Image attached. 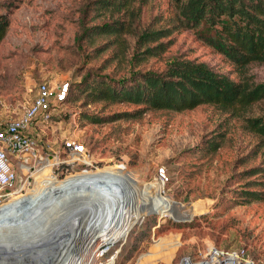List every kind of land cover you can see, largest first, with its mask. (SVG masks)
Returning a JSON list of instances; mask_svg holds the SVG:
<instances>
[{"label":"rangeland","instance_id":"obj_1","mask_svg":"<svg viewBox=\"0 0 264 264\" xmlns=\"http://www.w3.org/2000/svg\"><path fill=\"white\" fill-rule=\"evenodd\" d=\"M90 1L0 0V14L9 19L0 42V108L10 103L18 111L33 100L43 80L53 92L52 118L38 136L39 161L29 172L17 168L16 191L0 197V210H8L36 195L33 213L19 223L5 222L10 227L0 221V246L12 244L3 243L4 236H11L12 242L37 237L44 243L57 227L56 235L62 230L58 239L68 238L67 232L75 229L74 239L66 255L49 264H60L66 257L65 264L74 256L82 260L80 264H99L110 257L111 264H174L209 245L244 247L254 264H264V200L245 204L241 194L245 183L258 177L244 176L243 171L257 165L261 156H254L256 138L242 129L240 119L212 105L182 112L147 111L133 118L124 114L136 105H87L77 99V85L87 72L111 79L128 77L123 63L106 61L114 46L97 54L86 43H75ZM172 7L170 0H148L142 7L141 25L169 24ZM93 15L92 10L87 13V26L103 21L93 20ZM125 37L133 46V39ZM170 39L164 54L136 69L158 71L170 56L181 55L207 62L238 80L234 67L192 30L175 31ZM105 41L97 38L94 45ZM245 74L264 82V63L250 64ZM249 114H264V101L254 104ZM84 115L100 121L91 122ZM66 139L85 145L87 163L73 161L63 148ZM211 143H218V148L213 151ZM62 159L70 161L63 175ZM161 167L168 176L164 185L156 177ZM114 184L123 185L109 188ZM4 193L0 188V196ZM152 206L163 208L164 214L148 211ZM118 207L140 215L130 222L126 218V223L134 222L130 230L110 242L104 228ZM18 247L0 255V264L43 263L39 258L23 262L33 248ZM101 249L107 251L100 255Z\"/></svg>","mask_w":264,"mask_h":264},{"label":"trees","instance_id":"obj_2","mask_svg":"<svg viewBox=\"0 0 264 264\" xmlns=\"http://www.w3.org/2000/svg\"><path fill=\"white\" fill-rule=\"evenodd\" d=\"M147 1L92 0L87 4L75 43L84 42L97 54L114 46L106 61L123 63L128 77L111 79L87 72L77 85V99H83L87 105L96 102L136 105L137 109L124 114L133 118L147 111L182 112L200 105H212L237 117L242 129L256 138L254 156H261L257 165L242 173L258 176L245 183L241 191L243 203L264 200V114H249L254 104L264 101V82L245 74L250 64L264 63V0H170L173 16L169 24L159 28L140 23ZM90 10L94 12L93 20L103 21L87 26L84 19ZM8 26L7 14H0V42ZM183 29L192 30L198 40L230 63L238 80L207 62L181 55L170 56L158 71L136 69L147 59L164 54L172 42L170 36ZM125 35L133 39V46ZM101 37L106 41L95 46V40ZM84 117L91 122L100 121L93 115ZM211 145L213 151L219 146ZM64 167L67 165H61V175Z\"/></svg>","mask_w":264,"mask_h":264},{"label":"built area","instance_id":"obj_3","mask_svg":"<svg viewBox=\"0 0 264 264\" xmlns=\"http://www.w3.org/2000/svg\"><path fill=\"white\" fill-rule=\"evenodd\" d=\"M53 92L49 83L41 81L37 86V93L18 115L5 124L0 122V188L5 193L0 197L5 199L16 191L17 168L26 172L31 171L33 165L39 161V141L27 134V129L34 123H48L52 118L50 99ZM63 148L68 151L73 161L86 162V148L81 142L66 139ZM68 159H62V164H69ZM58 162L53 163L56 165ZM157 180L164 185L168 176L163 167L156 172ZM105 241V240H104ZM108 242V241H107ZM105 249H101L102 255ZM113 258H107L99 264H111ZM82 262V261H81ZM174 264H254L244 247H221L209 245L193 254L180 257Z\"/></svg>","mask_w":264,"mask_h":264},{"label":"bare ground","instance_id":"obj_4","mask_svg":"<svg viewBox=\"0 0 264 264\" xmlns=\"http://www.w3.org/2000/svg\"><path fill=\"white\" fill-rule=\"evenodd\" d=\"M122 185H116V184H114V185H110L109 188L112 187V186L113 187H118V186H122ZM158 190H159V188H158ZM35 198H36V195L29 196L28 199L24 203H22V204H18V205L11 206L10 209H8V210H6V209L0 210V221H2V224H5L6 227H10V226H8L9 223H19L20 219H22L24 217H27L28 215L32 214L33 213V205H34ZM150 210H151L152 213H158V214L163 213L164 214L163 208L156 209V206H152V207H150V209H148V211H150ZM139 215H140V212L139 211H137V212H131V213L129 212L128 213V210L126 208H124V207L123 208L118 207L113 212L112 217L110 218V221L108 222V225L109 226H107V227L104 228V230L108 231V233H109V234L107 233L108 234L107 235L108 241L114 242V241L118 240L120 237L123 238V236H125L128 233V231L130 230L131 226L134 223V222L129 223V224L126 223V218L127 219L129 218L128 219L129 220L128 222H130V219L132 220L131 217H135L137 219ZM95 220H97L96 217H95ZM7 221H9V223L6 225L5 222H7ZM95 224H97V223H95ZM56 228L57 227L53 228L55 230L54 231L55 234L53 233L52 237H50L48 240H45L44 243H42V242L39 243V240H38L37 237H30L28 239L26 238L24 241H20L21 239L20 238H17V239H15L12 242L11 241L12 238H9L11 236H4L3 239L1 238L2 239L1 241L3 243L11 242L12 244H9L8 247L5 246L6 248H4L3 245H1L0 246V255L1 256H2V254L3 255L4 254L6 255L11 250L13 251V249L19 248L18 246H20V245H22V246L24 245L25 247L26 246L27 247L30 246V247L33 248L34 254H33V252H31V255L30 256L29 255H25L26 258H22V261L23 262H31V261L37 260L39 258V259H41L43 261V263L42 262L39 263L37 261V262H35V264H49L48 263L49 261L51 262V260L53 261V260L58 259L60 256L66 255V252L65 251L72 244L71 243L72 242V237L75 234L74 233L75 232V229H73L74 231L73 232H70L71 235L67 232L66 235H68V236H66V237H68V238L65 239V238H63L64 237L63 236V237H61V238L58 239L57 237L60 236L62 230L60 229L59 230L60 233L58 235H56V233H57L56 230H58ZM122 228L123 229L125 228L124 231H120V229H122ZM68 229H71V228L68 227ZM69 236H71V237H69ZM73 239H74V237H73ZM66 240H67V244L66 243L64 244V242H66ZM46 243H49V244H46ZM60 244H62V245H60ZM39 246H42V248L36 251L35 248H37ZM58 247H61V250H63L64 252L61 251L62 253H59L60 249ZM34 256H36V257H34ZM44 259H47V260L44 261ZM81 261L82 260L80 258L74 256V258H72L70 262L69 261L66 262V264H80Z\"/></svg>","mask_w":264,"mask_h":264},{"label":"crops","instance_id":"obj_5","mask_svg":"<svg viewBox=\"0 0 264 264\" xmlns=\"http://www.w3.org/2000/svg\"><path fill=\"white\" fill-rule=\"evenodd\" d=\"M28 103L29 102H27V104ZM26 105L22 106V108L20 107L18 111H15V108H17V106L10 104V103H3L1 108H0V122L2 124H5L9 120H12V119L18 117V115L22 112L23 108ZM43 125H44L43 123H39V122L34 123L27 129L26 132H27V134L37 138V140H38L39 133L45 129L43 127Z\"/></svg>","mask_w":264,"mask_h":264},{"label":"water","instance_id":"obj_6","mask_svg":"<svg viewBox=\"0 0 264 264\" xmlns=\"http://www.w3.org/2000/svg\"><path fill=\"white\" fill-rule=\"evenodd\" d=\"M76 257H77V256H76ZM65 258H66V257H64V261H65ZM64 261L61 260V263H60V264H64V263H63ZM65 264H66V263H65Z\"/></svg>","mask_w":264,"mask_h":264}]
</instances>
